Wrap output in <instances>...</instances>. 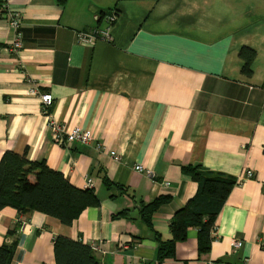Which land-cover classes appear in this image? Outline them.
<instances>
[{
    "label": "crops",
    "instance_id": "crops-1",
    "mask_svg": "<svg viewBox=\"0 0 264 264\" xmlns=\"http://www.w3.org/2000/svg\"><path fill=\"white\" fill-rule=\"evenodd\" d=\"M10 8L21 24L14 30L0 15V157L25 152L80 188L91 177L99 199L69 226L1 209L0 245L17 239L10 264H55L57 235L96 244L101 264H264V0H11ZM91 29L108 38L78 40ZM16 33L21 46L11 51ZM244 46L255 51L250 75L241 71ZM44 93L50 116L87 131L89 144L55 143ZM189 165L237 184L207 249L189 227L159 263V241L197 190L182 171ZM246 169L253 177L239 181ZM159 196L170 199L147 226L140 206Z\"/></svg>",
    "mask_w": 264,
    "mask_h": 264
},
{
    "label": "trees",
    "instance_id": "trees-1",
    "mask_svg": "<svg viewBox=\"0 0 264 264\" xmlns=\"http://www.w3.org/2000/svg\"><path fill=\"white\" fill-rule=\"evenodd\" d=\"M238 56L243 59L242 72L250 75V65L255 51L242 47ZM183 173L197 183V190L184 206L173 215L169 227L171 238L159 241L157 260L174 256L177 241L186 237L189 227L198 230V248L207 249L213 236L216 217L229 192L237 184L232 176L205 170L200 166H184ZM107 187L111 184L103 176ZM169 196H159L142 203L140 216L147 226L152 225V214L169 201ZM99 205L93 187H76L61 172L48 167L44 161H30L25 152L6 150L0 157V210L12 207L19 214L40 211L69 226L81 212L90 206ZM126 213L122 211L117 213ZM13 230L8 232L12 235ZM11 232V233H10ZM17 239L0 245V264H10ZM55 264H101L91 244L73 240L63 235L53 239Z\"/></svg>",
    "mask_w": 264,
    "mask_h": 264
},
{
    "label": "built area",
    "instance_id": "built-area-1",
    "mask_svg": "<svg viewBox=\"0 0 264 264\" xmlns=\"http://www.w3.org/2000/svg\"><path fill=\"white\" fill-rule=\"evenodd\" d=\"M11 5V0H0V15L4 16L7 18L10 26L14 29L17 30L18 27L21 24V18L20 15L17 11H14L10 8ZM106 20L108 23H112L115 19L114 14H108L106 15ZM98 37L101 38H108V32H99L95 29L87 30V31H79L77 32V38L81 42L85 44H90L93 43ZM21 43H20V37L19 33H16L15 39L13 40V43L11 44V51H16L18 48H20ZM31 93H36L37 90L35 88L29 90ZM40 100H41V112L45 116L47 126L53 133V138L55 143L59 145H66L68 143L77 141L82 144H89L93 138L89 135V133L85 130H82L81 128L74 126L71 129H66V127L57 121H55L51 116L49 112V108L52 103V95L50 93H44L40 95ZM97 148H101L100 144H96ZM110 155L118 160L119 155L116 154L115 152H110ZM133 169L137 171L138 173H143L147 177L152 176V172L150 170L145 169L142 165L140 164H135ZM253 177V172L250 169H246L244 172V176L239 180H243L246 178H251ZM164 186H169V182H164ZM84 187H93V179L91 177L86 178V183ZM216 231V225L213 227V234ZM242 242L238 239H234L232 241V246L233 248H239L241 246ZM91 246L93 249H98L96 244L91 243Z\"/></svg>",
    "mask_w": 264,
    "mask_h": 264
}]
</instances>
